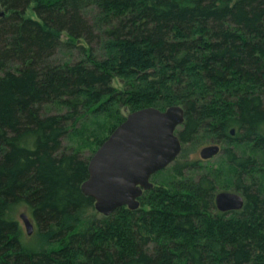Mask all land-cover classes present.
Returning a JSON list of instances; mask_svg holds the SVG:
<instances>
[{"label":"trees","instance_id":"trees-1","mask_svg":"<svg viewBox=\"0 0 264 264\" xmlns=\"http://www.w3.org/2000/svg\"><path fill=\"white\" fill-rule=\"evenodd\" d=\"M0 10V264H264V0ZM171 106L184 111L176 160L137 209L97 213L81 191L90 157L128 113ZM208 142L221 146L213 165L188 159ZM220 191L243 208L219 212Z\"/></svg>","mask_w":264,"mask_h":264},{"label":"water","instance_id":"water-1","mask_svg":"<svg viewBox=\"0 0 264 264\" xmlns=\"http://www.w3.org/2000/svg\"><path fill=\"white\" fill-rule=\"evenodd\" d=\"M4 11H0V17ZM184 122L180 106L161 111L147 107L128 113L97 148L88 161V178L81 185L82 193L94 200V209L109 216L116 209L139 207L138 198L153 187L151 177L171 165L181 152L177 130ZM235 130H230L234 136ZM219 153L215 144L203 147L199 156L208 160ZM214 204L221 213L243 208V196L236 192L220 191ZM27 235L34 226L29 216L20 215Z\"/></svg>","mask_w":264,"mask_h":264},{"label":"rangeland","instance_id":"rangeland-1","mask_svg":"<svg viewBox=\"0 0 264 264\" xmlns=\"http://www.w3.org/2000/svg\"><path fill=\"white\" fill-rule=\"evenodd\" d=\"M0 11H1V10H0ZM26 15L29 16V17H33V16H34V14L31 12V10L27 11ZM212 144H215V143H213V142H210V143H209V142H208V143H206V144L201 145L196 151H194L193 153H190V154H189L188 159H189L190 161H196V162H199L202 166H205V165L211 166V165H213L214 162L216 161V159L220 157V155H221V150H220V152H219L216 156H214L213 158H211V159L208 160V161H203V160H201V159H200V156H199V152H200V150H201L203 147L208 146V145H212ZM219 148L221 149L220 144H219ZM188 150H189V147H188ZM84 153H85L84 156H89V155H90V153L87 152V151H85ZM23 213H25V214H27V215L29 216V212H28V210H27L25 207H18V208L15 209V211H14V218L19 222V224H20V226H21V229H22V232H23V239H24L25 242H26V246H27L28 248H30V249H37L38 246H39L40 241L38 240V237H37L36 234H35V231H36V230H35V228H34V231H33V233H32L31 235H27V234H26V231H25L24 225H23V223H22V221H21V219H20V215L23 214ZM31 222H32V221H31ZM32 224H33V222H32ZM33 226H34V225H33Z\"/></svg>","mask_w":264,"mask_h":264},{"label":"flooded vegetation","instance_id":"flooded-vegetation-1","mask_svg":"<svg viewBox=\"0 0 264 264\" xmlns=\"http://www.w3.org/2000/svg\"><path fill=\"white\" fill-rule=\"evenodd\" d=\"M215 145H217L218 147H219V144H215ZM220 148H219V152H220ZM213 158V157H212ZM202 160V159H201ZM208 160H210V159H208ZM208 160H203V161H208Z\"/></svg>","mask_w":264,"mask_h":264}]
</instances>
